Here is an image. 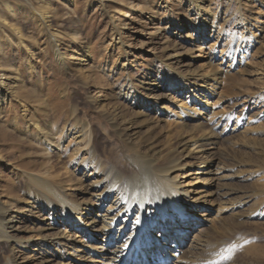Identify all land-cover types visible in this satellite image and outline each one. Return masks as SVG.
Here are the masks:
<instances>
[{
    "label": "rangeland",
    "instance_id": "obj_1",
    "mask_svg": "<svg viewBox=\"0 0 264 264\" xmlns=\"http://www.w3.org/2000/svg\"><path fill=\"white\" fill-rule=\"evenodd\" d=\"M45 1L52 8L49 28L30 15L29 5L18 6L17 21L28 37L25 45L17 37L11 42L9 33L0 37L6 73L20 79L17 95L0 103L2 205L17 210L29 203V181L18 174L25 165L44 164L37 175L65 178L88 159L92 148L99 162L123 172L128 157L155 154L165 161L175 156L192 138L179 132L180 112L196 99L190 104L192 94L188 101L182 94L171 96V103L164 101L162 111L167 113L150 115L162 120L152 132L144 123L145 110L131 101L151 96L148 84L155 78L187 80L184 64L207 75L213 60L236 57V69L224 74L210 101L212 110L235 130L222 135L212 152L235 176L231 183L241 191L238 196L253 194L248 208L259 210L264 204V0H74L70 8L61 0ZM31 4L35 9L42 6L40 0ZM206 26L216 35L198 47L195 28ZM52 35L63 61L55 54ZM215 68L219 73L225 69ZM34 121L45 132L50 130L51 151L36 140ZM203 128L211 126L203 123ZM81 131L85 135L78 138ZM51 166L53 171L47 168ZM210 238L212 250L227 254L220 263L264 264V219L244 220ZM253 247L257 253L251 252ZM11 257L7 246L0 245V263Z\"/></svg>",
    "mask_w": 264,
    "mask_h": 264
},
{
    "label": "bare ground",
    "instance_id": "obj_2",
    "mask_svg": "<svg viewBox=\"0 0 264 264\" xmlns=\"http://www.w3.org/2000/svg\"><path fill=\"white\" fill-rule=\"evenodd\" d=\"M73 1L61 0L69 8ZM40 2L42 6L35 9L31 0H0V37L9 33L7 38L11 42L17 37V41L25 45L28 37L17 21L18 6L29 5L30 15L36 17L43 28H49L51 4L45 0ZM208 28H195L198 47L216 35L214 29ZM51 41L58 60L63 61L55 35L51 36ZM3 54L0 42L2 105L6 104V99L17 95L15 85H20L19 76L6 73L9 70L1 62ZM87 54V50L82 52L83 57ZM235 59L213 60L217 64H207L210 69L207 75L184 64V71L190 74L187 80L168 83L155 78L148 84L151 96L143 100L135 97L131 101L145 110L148 120L144 123L151 125L152 132L158 128L156 122L162 120L150 115H165L164 101L171 103V96L182 94H186L185 101L190 99L187 95L192 94L190 104L196 99L180 112L179 132L192 138L183 144V149L176 150L179 152L175 156L165 161L155 154V157L149 154L128 157L125 161L128 170L123 172L99 162L92 148L87 152L88 159L75 165L73 173L67 172L65 178L58 173L49 178L37 175L35 171L44 164L25 165L26 169L18 174L29 181V203L17 210L0 203V245L5 244L12 255L8 263L0 264H226L220 262L227 254L223 249L212 250L210 236L214 232L222 234L233 225L241 226L244 220L264 219V204L257 211L249 209L253 194L244 192L238 196L241 191L231 183L235 176L212 152V145L222 135L235 130L225 116L212 110L210 102L224 74L236 69ZM218 65L225 67L222 73L216 71ZM245 108L251 109L250 106ZM260 117H264V110L260 111ZM203 123H209L211 129L205 130ZM34 124L38 132L36 140L51 151L50 130L45 132L40 122L34 121ZM82 132H78V138L85 135ZM47 168L53 171L55 166ZM73 180L77 184L74 185ZM230 211L229 216H222ZM204 252L208 254L205 260L201 259ZM251 252L258 250L253 247ZM208 259L210 263H206Z\"/></svg>",
    "mask_w": 264,
    "mask_h": 264
}]
</instances>
